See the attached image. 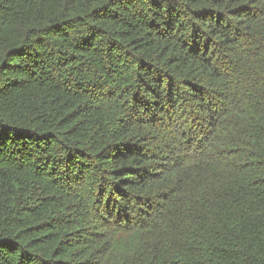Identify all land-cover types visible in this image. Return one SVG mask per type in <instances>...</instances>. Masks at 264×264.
<instances>
[{
    "label": "trees",
    "instance_id": "obj_1",
    "mask_svg": "<svg viewBox=\"0 0 264 264\" xmlns=\"http://www.w3.org/2000/svg\"><path fill=\"white\" fill-rule=\"evenodd\" d=\"M0 264H264V0H0Z\"/></svg>",
    "mask_w": 264,
    "mask_h": 264
}]
</instances>
